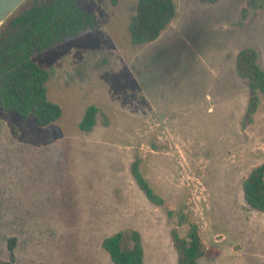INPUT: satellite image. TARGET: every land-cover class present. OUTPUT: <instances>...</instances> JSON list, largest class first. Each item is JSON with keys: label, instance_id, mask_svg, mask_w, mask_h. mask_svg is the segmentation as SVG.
Here are the masks:
<instances>
[{"label": "rangeland", "instance_id": "rangeland-1", "mask_svg": "<svg viewBox=\"0 0 264 264\" xmlns=\"http://www.w3.org/2000/svg\"><path fill=\"white\" fill-rule=\"evenodd\" d=\"M173 1L169 27L134 46L135 0H80L99 29L34 54L63 115L42 127L0 107V260L15 239L14 264H113L102 241L135 231L144 264H177L172 233L195 225L198 264H264V212L243 195L264 165V94L244 122L249 87L236 67L251 48L264 72V0Z\"/></svg>", "mask_w": 264, "mask_h": 264}, {"label": "trees", "instance_id": "trees-1", "mask_svg": "<svg viewBox=\"0 0 264 264\" xmlns=\"http://www.w3.org/2000/svg\"><path fill=\"white\" fill-rule=\"evenodd\" d=\"M202 4H215L219 0H197ZM251 4V1L248 5ZM177 16L173 0H135L128 25L130 41L142 46L156 41ZM100 27L94 13L84 11L80 0H27L0 28V107L47 127L61 119L62 108L48 98L50 73L39 66L33 56L53 48L67 38L85 30ZM237 72L248 82L249 102L244 122L250 123L258 107V93L264 94V72L257 65V53L251 48L237 55ZM98 110L90 106L80 123L82 132L88 133L96 123ZM139 189L146 198L160 204L137 166L131 169ZM246 205L253 211L264 212V165L253 169L243 182ZM177 252V264H198L205 255L195 225H190L186 238L172 233ZM103 249L113 264H144L142 239L138 232H117L102 241ZM9 260L0 264H14L15 239L8 240Z\"/></svg>", "mask_w": 264, "mask_h": 264}, {"label": "water", "instance_id": "water-1", "mask_svg": "<svg viewBox=\"0 0 264 264\" xmlns=\"http://www.w3.org/2000/svg\"><path fill=\"white\" fill-rule=\"evenodd\" d=\"M27 0H0V28L3 23Z\"/></svg>", "mask_w": 264, "mask_h": 264}]
</instances>
